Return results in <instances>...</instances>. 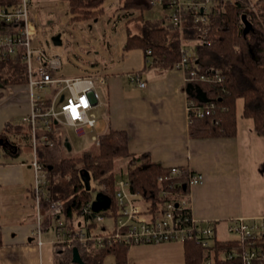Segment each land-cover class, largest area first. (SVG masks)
<instances>
[{"label": "crops", "instance_id": "0c3cea01", "mask_svg": "<svg viewBox=\"0 0 264 264\" xmlns=\"http://www.w3.org/2000/svg\"><path fill=\"white\" fill-rule=\"evenodd\" d=\"M37 1L36 5L41 0ZM42 1L45 4L38 17L43 26L37 43L49 29L53 35L61 34L62 44L76 43L74 49L87 54L93 44L86 29L103 32L102 43H98L103 57L99 63L93 58L92 64L87 63L81 72H76L83 74L67 75L69 70L64 74L70 78L100 73L106 76L104 84H96L100 98L92 111L98 125L88 129L98 130L92 135L94 141L111 128L125 130L129 151L135 156L145 154L163 167L180 166L202 173L203 182L189 190L193 212L202 221L217 222L218 236L222 225L226 232L231 219L264 216V135L256 131L254 119L244 115L242 98L235 107L237 131L233 136L192 135L188 84L182 69L153 63L141 48L125 50L127 37L121 26H126V22L116 23L111 12L107 11L98 20H83L81 15H74L78 12H70L67 3L64 17L60 16L54 27L55 20L51 17L55 12L49 7L53 0ZM57 13L62 15L60 11ZM44 42L51 49L48 39ZM134 74L140 75L146 85L140 86L133 80ZM31 109L25 84L0 87V264H58L53 227L46 231L40 227L37 234L40 219L34 197L36 171L32 164L37 157L52 168L53 161L45 158L53 156L47 150L57 143L39 142L34 148L32 130L27 123ZM62 126L67 125H55L50 137L55 141L58 138L59 145L69 149L68 136L59 138L57 130ZM126 264H186L184 242L182 245L178 241L132 244Z\"/></svg>", "mask_w": 264, "mask_h": 264}, {"label": "built area", "instance_id": "2783aa9c", "mask_svg": "<svg viewBox=\"0 0 264 264\" xmlns=\"http://www.w3.org/2000/svg\"><path fill=\"white\" fill-rule=\"evenodd\" d=\"M249 1L256 8V0ZM37 2L20 0L16 6L0 4V60H6L3 68L5 77L12 74L10 59L17 55L20 45L25 48L22 67L32 103L27 123L32 130L34 148L39 142L54 144L50 132L54 131L57 124L71 126L78 134L96 127L98 118L92 111L100 98L96 84L106 82L104 73L75 78L64 75L63 55L50 50L44 40L36 42L41 31L38 28L39 17L34 13ZM151 3L154 6L160 5L165 10L161 18L165 24L178 29L181 59L175 66L184 71L186 83L195 85L221 81L222 75L217 69L212 72L202 71L190 61L198 55L195 51L197 47L207 41L210 13L214 6H220L221 0H151ZM260 19L264 24L261 17ZM12 25L17 31H9ZM192 49L194 53H191ZM150 53L149 50L148 54ZM132 79L140 86L146 85V81L138 74H134ZM36 90L43 94H36ZM47 90L51 91L52 96H47ZM65 90H68V95ZM215 105V102L209 101L200 104L188 97V114L204 117L214 112ZM98 138L95 137L97 142ZM32 164L36 171L34 197L40 219L37 234L41 232L44 216L51 215L52 227L56 232L53 242L58 264H79L69 263L65 258L66 249L73 248L76 243H93L97 247L106 248L116 244L130 246L170 240H193L203 247L206 264H214L217 257L231 260L235 256L238 260L231 264H252L257 254L255 244L258 243L260 248L264 247V216L260 219L238 217L229 220L226 227L229 237H223V240L232 243L238 241L241 245L249 243L251 249L243 252H216V242L219 240L217 222L202 221L194 215L189 191L193 185L203 182V174L190 168L169 167L167 173L159 178L166 186L161 189L154 202L151 198L146 199L142 193L131 190L128 175L116 177L113 194L109 193L105 184L99 189L109 197V206L94 210L91 201L83 207L80 218L67 227L63 201L53 200L48 194L50 167L37 157ZM44 201L50 203L47 213L42 210ZM107 218L112 222H106ZM263 263L262 260L259 262Z\"/></svg>", "mask_w": 264, "mask_h": 264}, {"label": "trees", "instance_id": "16d2710c", "mask_svg": "<svg viewBox=\"0 0 264 264\" xmlns=\"http://www.w3.org/2000/svg\"><path fill=\"white\" fill-rule=\"evenodd\" d=\"M65 1L71 13L81 12L83 20H98L106 13V0ZM18 2L20 0H0V4L8 6H16ZM254 6L256 8H253L249 0H221L220 6H214L210 13L207 41L197 47L198 55L190 61L202 71L212 72L217 69L222 75V80L195 84L202 88L209 98L208 101L215 102L216 105L210 115H189V130L192 135L233 136L237 131L235 107L239 98L244 101V115L253 118L256 131L264 135V24L260 19L261 17L264 22V0H256ZM153 7L151 0H119L118 9L125 12L138 9L141 12L136 18L131 17L126 22L125 50L141 48L153 63L174 67L181 59L179 38L177 39L173 27L165 24L162 19L152 21L144 17V12ZM243 15H246L252 24L249 30L243 23ZM134 20L141 21L139 31L132 30L131 23ZM9 31H17V28L12 25ZM24 49V46L20 45L17 55L10 59L9 64L13 68L10 78L3 75L6 60H0V86L6 87L26 81L22 67ZM188 95L200 104L208 102L191 93ZM98 139L97 152L84 150L79 155L64 156L52 163L53 167L48 170V194L53 200L63 201L67 227L80 218L83 207L94 199L96 188L91 184L93 179L105 184L109 193L113 194L116 189L114 179L128 175L131 190L142 193L146 199L151 198L153 202L166 186L159 178L167 173L169 167L151 161L145 154L135 156L131 153L125 130L111 128ZM45 159L47 160V157ZM119 161H122L120 165ZM124 161H127V167ZM49 207L50 203L44 201L43 212L47 213ZM42 225L44 231L52 228L51 215L44 216ZM216 245V252H243L251 249L249 243H232L223 240V237L219 238ZM255 245L257 254L252 264H259L261 260L264 262V247H258V243ZM76 246L86 264H103L109 254L113 255L116 264L127 263L129 245L116 244L100 248L93 243H76ZM184 249L186 264H206L200 244L193 240L184 241ZM72 255L73 248L66 249L67 262H73ZM216 259L214 264H231L238 260L237 256L231 260L218 257Z\"/></svg>", "mask_w": 264, "mask_h": 264}, {"label": "rangeland", "instance_id": "374dc122", "mask_svg": "<svg viewBox=\"0 0 264 264\" xmlns=\"http://www.w3.org/2000/svg\"><path fill=\"white\" fill-rule=\"evenodd\" d=\"M118 2H119V0H106L105 3H104V7H105L106 12L107 11L111 12V14L114 15L113 17L116 18V23L118 21H122V20H124V23H125V22H127V20L129 18H131V17L132 18H134V17L136 18L138 15H140L141 12L138 9H130L129 12H124L122 10H119L117 8L118 7ZM44 4H45L44 1H42V0L39 1L37 6L34 7V13L35 14L37 13V15H38L39 11L44 6ZM66 6H67V2L65 0H55V1L53 0L52 2H50V6H49L50 9H51L50 11L53 10L55 12L54 14H58V15H54L53 14V16L51 15L52 16L51 19L55 20V23L53 24L54 27H56V25L58 24L57 22H60V21H58L60 19V16L64 17ZM46 9L47 8L45 7V13L48 12ZM57 11H60L62 13V15H59V13H57ZM164 11L165 10L160 5H156L152 9L145 11L144 12V17L147 18V19H150L152 21L158 20V19H161L163 17V15L165 14ZM43 12H44V10H43ZM75 12H78V11H75ZM75 12H73V13H75ZM78 13L79 14H74V15L79 17L81 12H78ZM125 13H128V14H125ZM140 22L141 21L134 20L131 23L132 30L139 31L140 30V25H141ZM42 26H43V24L40 23V26L38 28L40 29V28H42ZM105 26H107V24ZM120 26H118V29H120L122 27L121 31H123L124 35H126L125 27L127 26V24H126V26H125V24H123L121 27ZM46 30H47V33H46V35L44 34L42 36V38H43V40H47L48 39V41L50 43V48H51L50 50H52L55 53L63 55L62 58L64 60V69H63L64 74H66L65 71H67V70H69V73H67V75H71V73L74 74L76 72H81L82 71L81 68H85V64H87V63L88 64L89 63L92 64L91 60H93V58L97 59V61H96L97 63H99V61L103 58L102 57V52H101V50L99 49V46H98V43L99 44L102 43V40L100 39L102 37V35H103L102 30H97V32H93L91 30V28H89V27L86 29L88 34H89V36H92L91 37V42L93 44L89 48L91 51L89 53L86 52L87 54L81 53L79 50L76 51L74 49V46L76 45V43H74L73 45H70V46L67 45L66 43H64L62 45H55L52 42V36H53L52 32L49 29H46ZM173 30L176 31L177 34H178V31H177L178 29L173 28ZM41 32H42V30L39 32L38 37H40ZM104 32L107 33V31H104ZM89 49H88V51H89ZM195 51L192 49L191 53H194ZM91 56H93V57H91ZM78 66H79V69H77ZM70 69H71V71H70ZM72 69H74V70H72ZM76 74H83V73H76ZM10 77H11V75L9 77H6V78H10ZM19 84H25V82H20V83H18V85ZM35 92H36V94H43L42 91H40V90H36ZM45 92H47L46 93L47 96H52L51 91L47 90ZM65 92L68 95V90H65ZM57 131H58V133H60V136H59V138L61 137L60 139L65 138L66 136H68V139H69V141L71 143V148H69V149L68 148H66V149L64 148L63 149L59 145V144H61V143H59L60 140L58 138H57L56 141L54 140L53 143H57V145L55 144L53 147H49V149L47 150V153H49V154L51 153L53 155V156L51 155L52 157H48L47 159H49L50 161L52 160L53 163H55L56 161H59L64 156L79 155L84 150H91L93 152H97L98 151V143L99 142H97V140L94 141L92 139V135L97 133L98 130L97 131L96 130L92 131V130L85 129V134L79 135L73 127H71V126H62ZM121 163H122V161L121 162L119 161L118 164L120 165ZM124 163H126V162H124ZM118 164H117V166H118ZM91 184H92V186H94L96 188V190H94L95 193H96L97 189L99 190L102 187V183H100V182H98V181H96L94 179L91 180ZM106 222L111 223L112 221H111V219L107 218ZM51 234H52V231H51ZM219 236L220 237H222V236L223 237H229V235L225 232L223 225L219 229ZM170 241H178V243L180 245H182V241L181 240H170ZM104 264H115L114 257L112 255L108 256L107 259L105 260Z\"/></svg>", "mask_w": 264, "mask_h": 264}, {"label": "water", "instance_id": "95a60500", "mask_svg": "<svg viewBox=\"0 0 264 264\" xmlns=\"http://www.w3.org/2000/svg\"><path fill=\"white\" fill-rule=\"evenodd\" d=\"M243 23H245L247 30L252 28V24L247 19L246 15H243ZM52 41L55 45H62V38L61 34L58 33L56 35L52 36ZM187 91L191 93L192 95H196L199 99L203 101H208L209 98L205 95V92L202 90V88L198 85H193L192 83L188 84ZM96 199L93 201L92 206L94 210H100L102 208H106L109 206L110 199L107 197V195L100 191L97 193ZM73 262H77L79 264H86L84 259L81 256V253L79 251V248L77 246L73 247Z\"/></svg>", "mask_w": 264, "mask_h": 264}, {"label": "snow or ice", "instance_id": "6c2138e0", "mask_svg": "<svg viewBox=\"0 0 264 264\" xmlns=\"http://www.w3.org/2000/svg\"><path fill=\"white\" fill-rule=\"evenodd\" d=\"M73 114L75 115V110H73Z\"/></svg>", "mask_w": 264, "mask_h": 264}]
</instances>
